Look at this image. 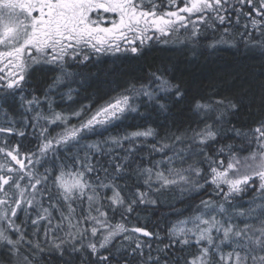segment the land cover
Returning a JSON list of instances; mask_svg holds the SVG:
<instances>
[{
	"label": "snow or ice",
	"instance_id": "6c2138e0",
	"mask_svg": "<svg viewBox=\"0 0 264 264\" xmlns=\"http://www.w3.org/2000/svg\"><path fill=\"white\" fill-rule=\"evenodd\" d=\"M236 30L264 58V0H0L8 264H264V93L255 111L239 93L196 99L198 126L163 136L156 118L187 93L166 70L106 79L79 102L108 60L186 42L195 54ZM162 197L186 205L165 229L141 215Z\"/></svg>",
	"mask_w": 264,
	"mask_h": 264
},
{
	"label": "trees",
	"instance_id": "16d2710c",
	"mask_svg": "<svg viewBox=\"0 0 264 264\" xmlns=\"http://www.w3.org/2000/svg\"><path fill=\"white\" fill-rule=\"evenodd\" d=\"M244 21H242L243 23ZM239 31L236 30L229 36L224 37L225 43H217L215 48L207 47L213 40L220 39V33H207L208 39L201 40L195 48L190 42L185 44L158 45L137 61H116L115 65L108 60L107 63L92 68V73H98L96 79L92 80L93 87L81 90L80 103H87L83 99L86 95H91L94 90H107L108 85L102 84L104 80H113L119 77L118 82L131 76H144L148 72L156 71L158 68L166 70L169 78L175 83H180L187 93L185 99L176 103L170 108L167 115L157 117V124H162L161 136L165 131H176L177 128H195L198 126L199 117L193 111L196 99L207 97L213 92L231 96L233 94H243L245 103L251 105V110L259 108L260 96L264 93V58L253 55L247 51L244 43L240 40ZM115 69L111 73V69ZM91 81V82H92ZM74 88L78 85H72ZM58 98V97H57ZM69 105V103H68ZM242 116L247 115V110L242 111ZM3 117L0 115V121ZM137 121H132L136 123ZM75 123V121H73ZM156 126V125H153ZM203 125H199L202 127ZM54 131V130H53ZM16 142V138H13ZM230 141H225L228 143ZM27 143V141H25ZM151 143V141H149ZM239 143V141H237ZM159 159V157H155ZM205 196H197L195 203ZM163 203L157 209H149L142 212V217L149 218L153 223L159 222V228L165 229L174 219L171 215L176 210L186 207L184 203L173 202L170 197H162ZM247 199V198H246ZM174 206H170L173 205ZM190 212L185 211L187 216ZM143 223V221H141ZM152 227L151 224L148 225ZM161 231V235H163ZM167 241H165L166 243ZM39 259V257H37ZM0 264H8L7 257L0 253ZM41 264H63L57 256H45Z\"/></svg>",
	"mask_w": 264,
	"mask_h": 264
},
{
	"label": "rangeland",
	"instance_id": "374dc122",
	"mask_svg": "<svg viewBox=\"0 0 264 264\" xmlns=\"http://www.w3.org/2000/svg\"><path fill=\"white\" fill-rule=\"evenodd\" d=\"M92 83H93V85H94V82L92 81V82H91V87H93V86H92ZM58 100H59V98H57V101H58ZM68 107H69L68 102H65L64 104H61V105H60V108L67 109ZM58 110H59V108H58ZM56 131H59V129H55V130H54V132H56ZM12 142L15 143L14 140H12ZM176 219H177V218H176ZM176 219H174L173 221H175ZM173 221H172V222H173ZM224 250H225V251H228L227 248H225Z\"/></svg>",
	"mask_w": 264,
	"mask_h": 264
}]
</instances>
